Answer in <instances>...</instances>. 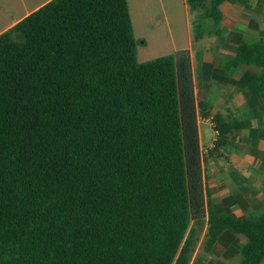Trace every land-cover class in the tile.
I'll use <instances>...</instances> for the list:
<instances>
[{
	"label": "trees",
	"instance_id": "trees-1",
	"mask_svg": "<svg viewBox=\"0 0 264 264\" xmlns=\"http://www.w3.org/2000/svg\"><path fill=\"white\" fill-rule=\"evenodd\" d=\"M208 1L193 37L224 39ZM137 45L127 0H48L0 32V264H190L227 228L242 264L264 260V211L205 189L189 49L139 61ZM235 60L264 93V41L243 36ZM214 121L216 145L239 125Z\"/></svg>",
	"mask_w": 264,
	"mask_h": 264
},
{
	"label": "crops",
	"instance_id": "crops-1",
	"mask_svg": "<svg viewBox=\"0 0 264 264\" xmlns=\"http://www.w3.org/2000/svg\"><path fill=\"white\" fill-rule=\"evenodd\" d=\"M47 1L0 0V32ZM132 1L134 4L127 0L133 32L146 37L141 41L144 45L151 42L149 33L155 35L152 50L156 54H147L139 61L183 48L190 51L196 98L206 106L205 113L198 116V135L200 150L207 149L201 153L202 172L212 205L239 218L261 214L264 138L257 136V130L264 117V93H253L248 87L259 68L238 64L235 53L245 35L264 41V0H224L220 4L222 16L215 26L224 39L213 33L193 37V23L210 14L208 0L195 10H190L186 0ZM195 46L201 51L200 57ZM216 114L239 124L219 145ZM245 242L244 236L227 228L208 254L202 247L199 253L196 248L190 264H242L239 245Z\"/></svg>",
	"mask_w": 264,
	"mask_h": 264
},
{
	"label": "rangeland",
	"instance_id": "rangeland-1",
	"mask_svg": "<svg viewBox=\"0 0 264 264\" xmlns=\"http://www.w3.org/2000/svg\"><path fill=\"white\" fill-rule=\"evenodd\" d=\"M131 1V3H133L134 4V2L132 1V0H130ZM135 1H138V0H135ZM170 1H173V0H170ZM133 6V8H134V5H132ZM136 11H137V13H138V9H136ZM134 35H135V37H136V39L138 40V45H137V58H138V60H140V59H142L143 57L145 58V56L147 55V54H156V52L155 51H153L152 50V48H154L153 47V45H154V42H155V39H154V37H155V35L153 34V33H149V36H150V39H151V42H150V44L148 43V45L147 44H142L141 43V41H142V39L143 38H146V37H144V36H139V33H137V32H134ZM148 39V38H147ZM153 43V44H152ZM195 48H196V50H195V52H196V54L198 53V56L197 57H200L201 56V51L200 50H197V46H195ZM154 54V55H155ZM202 128L204 129L205 128V126L204 125H202ZM200 240H199V242H198V244H197V246H196V248H197V251H198V253L200 252V248L202 247V249H203V251H204V248H203V235H202V232H201V236H200ZM200 244V245H199ZM205 253V252H204ZM209 252H207V254H208Z\"/></svg>",
	"mask_w": 264,
	"mask_h": 264
},
{
	"label": "built area",
	"instance_id": "built-area-1",
	"mask_svg": "<svg viewBox=\"0 0 264 264\" xmlns=\"http://www.w3.org/2000/svg\"><path fill=\"white\" fill-rule=\"evenodd\" d=\"M212 124H214V123L212 122ZM216 131H217V130H216ZM206 152H207V149H205V148L201 150V153H202V154H204V153H206Z\"/></svg>",
	"mask_w": 264,
	"mask_h": 264
}]
</instances>
